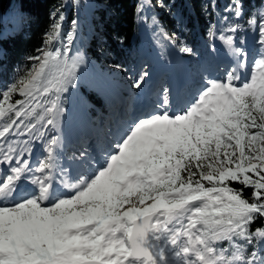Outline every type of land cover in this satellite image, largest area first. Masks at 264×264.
<instances>
[{"label":"snow or ice","instance_id":"1","mask_svg":"<svg viewBox=\"0 0 264 264\" xmlns=\"http://www.w3.org/2000/svg\"><path fill=\"white\" fill-rule=\"evenodd\" d=\"M224 11L229 62L216 76L202 75L179 109L171 87L156 91L102 155L85 149L68 165L63 97L84 57L78 21L64 31V14L50 12L44 47L0 89V264H264V8L244 23L242 0Z\"/></svg>","mask_w":264,"mask_h":264},{"label":"trees","instance_id":"2","mask_svg":"<svg viewBox=\"0 0 264 264\" xmlns=\"http://www.w3.org/2000/svg\"><path fill=\"white\" fill-rule=\"evenodd\" d=\"M151 2L0 0V89L14 82L28 66L27 57L44 47L42 41L50 25V12L55 8L66 18L62 22L64 31L72 30L71 20L78 21L79 39L74 51L78 50L84 57V63L77 69L75 86L63 97L65 109L70 106L71 98L81 100L91 112L104 108L106 104L99 97L100 92L117 83L120 71L137 59L141 35L150 55L161 59L178 44L186 45L193 50L185 55L189 68L197 72L201 66L208 67L209 30L219 34L221 26L217 21L230 15L224 11L229 0H159L162 6ZM242 2L245 20L264 8V0ZM58 46L59 41L52 48ZM117 64L121 66L119 69L114 67ZM146 67L150 69L149 64ZM245 196H250L249 190ZM260 223L258 220L253 228Z\"/></svg>","mask_w":264,"mask_h":264},{"label":"bare ground","instance_id":"3","mask_svg":"<svg viewBox=\"0 0 264 264\" xmlns=\"http://www.w3.org/2000/svg\"><path fill=\"white\" fill-rule=\"evenodd\" d=\"M247 41L250 43L251 50L249 53L251 55L256 45L253 43L252 35L250 32L249 35L247 36ZM212 45H213L212 47L213 50H212L211 60L213 65L211 67V71H212L211 75L214 77L217 75L215 71L217 66L228 63L229 56H228V50L225 49L223 45L219 44V42L216 39L214 40ZM176 66L177 65H175V67L172 68L170 72L164 70L162 67L160 69L155 70L153 72L154 76L152 80L149 82V84L150 83L154 84L157 91L160 90L162 86H164L163 83H165L166 85L165 87H171L175 97V104L179 109L187 103L188 99H190L191 93H189V97L187 98L185 96V91L192 88L196 90V88L199 86V83L191 76V71L184 61L181 60V64L178 65L179 67ZM163 76H165L164 80L162 79ZM161 80L163 82L159 83ZM148 91L149 88L147 89V91H144V89L141 88L138 91L137 90L128 91V92L125 91L124 93H120V94L117 92L110 93L111 95L107 97L108 99L107 102L111 111L108 113L107 116L104 115L102 117L103 120L102 123L104 124L100 123V126H90L87 123V117L83 114L82 117H84L85 123L83 122L82 124L83 118L81 117L80 119L81 122L79 121L76 124L75 122H71L72 124L68 127L69 132L65 139L63 137L64 147L66 148L67 146H65V144L68 143L71 147L76 148V150L78 151L87 149L89 150V152L91 151L93 155H98L99 154L98 148L101 145H105L106 143L111 141L106 138L104 127H108L112 129V132L114 131V129L120 132L123 130L122 126L125 128L137 116L143 115L145 110H147V108L142 109V103H140L139 101L141 99L146 102L150 101L151 93H148ZM139 93H142L140 98H137L138 100H136V98L132 100V98ZM137 106H139L140 108L139 111L134 110L135 109L134 107ZM70 117L71 115L70 116L64 115L63 117L62 136L65 130L64 121L65 122L68 121ZM74 119H77L76 116H74L72 120ZM94 149H96L97 151H93ZM67 155L71 157V153H67ZM31 159L36 160L35 158H31Z\"/></svg>","mask_w":264,"mask_h":264},{"label":"rangeland","instance_id":"4","mask_svg":"<svg viewBox=\"0 0 264 264\" xmlns=\"http://www.w3.org/2000/svg\"><path fill=\"white\" fill-rule=\"evenodd\" d=\"M158 2H159V0H152V2H151V4L152 5H157L158 4ZM85 4H86V6L87 7H89V5H88V3H86L85 2ZM150 12V11H149ZM244 21H246L245 19H243L242 21H241V23H244ZM248 35H249V33H248ZM247 35V36H248ZM217 40L218 42H219V44H221L222 45V41L219 39V36L218 37H212V36H210V47H211V49L210 50H212V47H213V42H214V40ZM181 46H180V44H178L177 45V47L175 48V49H173V48H171L170 49V53H169V55L168 56H165V57H163V58H161V59H158L157 60V57H156V55H149L148 54V47H147V45H146V42H145V39L143 38V36L141 35V39H140V47L138 48V49H140V53H138V56H137V59L134 61V63L129 67V68H127V69H124V70H121L120 71V75L119 76H117L118 77V82L117 83H113V86H110L109 85V87H110V89L111 90H109V92L107 93V95H111L110 93L113 91V92H117V93H121V92H119L118 90H114L115 88H117L118 89V87L121 89V91H123V92H125V91H136V89H134V88H132L130 85H131V82H132V79L133 78H135V76L139 73V72H141V71H144V70H147V69H149V67H146V64L148 65V64H150V68L152 69H154V71L155 70H157V69H160L161 67L164 69V70H166V71H171V69L172 68H174L175 67V65H180L181 64V59H179V57H181L182 55H188V54H185V53H181L180 51H179V48H180ZM257 47V46H256ZM253 51H255V50H253ZM136 54H137V52H136ZM181 55V56H180ZM209 56H210V52H209ZM210 59H211V56H210ZM167 61H171V63L169 64V62H168V64H167ZM183 61V60H182ZM212 60H211V63H210V65L208 66V67H212ZM176 66V67H177ZM179 67V66H178ZM151 69L149 70V78H148V81H147V83L142 87V89H144V91H147V87H148V83L152 80V78H153V72L151 71ZM196 76H199L200 75V78H196L195 80L198 82V83H200L201 82V76L203 75L202 74V72L201 71H198V72H195L194 73ZM199 74V75H198ZM217 74V73H216ZM163 81L161 80L159 83H162ZM162 85V84H161ZM163 85L164 86H162V88L163 87H165L166 85H165V83H163ZM189 87H191V86H189ZM188 87V88H189ZM138 91V90H137ZM70 93V91L67 93V94H65V95H68ZM113 95V94H112ZM142 95V93H139V94H137L136 96H134L133 98H132V100H134L135 98H140V96ZM99 96L100 97H103V96H105L104 95V93H102V92H100V94H99ZM152 97V96H151ZM153 98H154V96H153ZM138 100V99H137ZM140 103H141V101H140ZM87 112V105L85 104V103H83L81 100H79L78 98H71V101H70V106L68 107V109L67 110H65V115L66 116H70L71 115V117H70V119L68 120V121H64V123H65V130H64V133H63V137H64V139L66 138V136H67V134H68V132H69V126L72 124L71 122H75V124L76 123H78L79 121L81 122V117H82V115L84 114V112ZM93 112L94 113H96L97 112V110H93ZM108 115V114H107ZM106 115V116H107ZM74 116H76V118L77 119H74V120H72L73 119V117ZM83 118V121H82V124H83V122H84V117H82ZM114 122V121H113ZM85 123V122H84ZM93 123H95V122H93ZM102 124H104V123H102ZM92 126V125H91ZM97 126H100L99 124H97ZM105 129V135H106V138L107 139H109V140H112L113 139V136H115L116 135V133L118 132L116 129H114V131L112 132V129H110V128H108V127H104ZM122 128L124 129V127L122 126ZM111 132V133H110ZM104 134V133H103ZM113 134V135H112ZM102 141H103V139H102ZM100 142V141H99ZM105 143H106V141H105ZM94 144V143H93ZM107 144V143H106ZM34 148H35V151H34V154L32 155V157L31 158H35V159H38V158H42V155H43V149H42V145H39V144H34ZM69 149V153H71V156H73L74 154H76V155H78L79 154V152L80 151H78V150H76V148H73V147H71V146H69L68 147ZM100 148V147H99ZM98 148V149H99ZM64 151V150H63ZM75 151V152H74ZM89 151V150H88ZM78 153V154H77ZM90 153H91V151H90ZM69 157V156H68ZM64 164H66V165H68V164H72L73 163V161L71 162V160H69L68 158L67 159H65V158H63V161H62Z\"/></svg>","mask_w":264,"mask_h":264}]
</instances>
